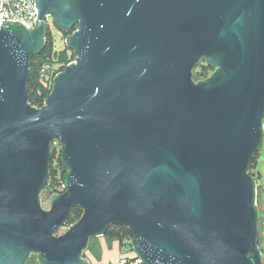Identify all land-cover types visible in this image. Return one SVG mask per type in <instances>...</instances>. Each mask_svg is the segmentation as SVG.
<instances>
[{"label":"water","instance_id":"1","mask_svg":"<svg viewBox=\"0 0 264 264\" xmlns=\"http://www.w3.org/2000/svg\"><path fill=\"white\" fill-rule=\"evenodd\" d=\"M0 24V264H90L108 224L139 264H262L255 181L264 137V0H35ZM75 54L28 103L45 15ZM215 68L194 81L202 59ZM63 144L62 190L49 179ZM80 218L56 235L70 208Z\"/></svg>","mask_w":264,"mask_h":264},{"label":"trees","instance_id":"2","mask_svg":"<svg viewBox=\"0 0 264 264\" xmlns=\"http://www.w3.org/2000/svg\"><path fill=\"white\" fill-rule=\"evenodd\" d=\"M75 29V26L72 27L69 31H60V37L64 41L65 37L72 33ZM59 31V30H58ZM75 54L72 50L68 49L67 46L63 43L60 48H55V39L51 29L50 24H46V34H45V45L37 53L33 54L30 59L29 64V76L26 81V87L28 91V103L36 108L41 107L44 104L46 95L50 92L52 79L56 73L62 71L63 67L70 61H73ZM215 68L210 64L206 59L202 58L192 70V79L196 82L201 79L207 78L210 74L214 72ZM262 124L264 125V117L262 119ZM264 141V137H263ZM262 141V143H263ZM59 148L50 144L51 148V159L49 161V179L46 183L43 190H47L50 195L53 192H59L57 186H61L62 177L68 171V168L63 164L61 160V149L63 146L61 142H58ZM259 150L254 152L252 157L249 160L247 171L256 181L257 177H260L261 174L259 171H256L258 164ZM258 187L261 185H257ZM257 187V188H258ZM256 188V189H257ZM41 193V192H40ZM264 197V194L258 189L256 192V200ZM264 199V198H263ZM83 209L79 206H74L70 208L68 216L65 220L64 225H71L76 222L81 214ZM259 222H264V216L258 214L257 225ZM258 229V228H257ZM106 241L112 242L116 241L118 246H123L124 241L127 237L132 240V234L129 229L122 225L108 224L106 227L105 233L102 235ZM97 237H91L88 241V245L85 251H89L91 254L100 255L98 248V243L94 244L93 240ZM262 236L258 231V248L261 252L264 251L261 247ZM130 248L132 247L131 241L128 242ZM85 251L83 256L85 255ZM262 264L264 259L261 255ZM25 264H39L36 256H31Z\"/></svg>","mask_w":264,"mask_h":264},{"label":"built area","instance_id":"3","mask_svg":"<svg viewBox=\"0 0 264 264\" xmlns=\"http://www.w3.org/2000/svg\"><path fill=\"white\" fill-rule=\"evenodd\" d=\"M37 8L35 0H0V24L1 20H18L23 23V26L32 28L37 18ZM50 15L46 14L44 23L50 24ZM58 139H52L50 144L59 148ZM62 147H60L61 149ZM255 181V188L258 187ZM131 241L127 237L123 246H118L120 257L111 264H139L140 258L135 254L133 248H130L128 242ZM261 247L264 249V235L262 236ZM261 252V251H260ZM264 253L261 252V255Z\"/></svg>","mask_w":264,"mask_h":264},{"label":"rangeland","instance_id":"4","mask_svg":"<svg viewBox=\"0 0 264 264\" xmlns=\"http://www.w3.org/2000/svg\"><path fill=\"white\" fill-rule=\"evenodd\" d=\"M49 22H50V19H49ZM51 25V29H52V32H53V35H54V39H55V48H60L61 45L64 43V41L62 40V38L60 37L61 35V32L58 31V29L55 28L54 25L50 24ZM256 171H259L261 176L260 177H257L256 178V183L258 185H261L259 186L257 189H256V192L258 191V189H260V191L264 194V141L259 149V158H258V164H257V167H256ZM57 189L59 191L62 190V186H57ZM40 205L43 209H49L50 207V203H49V194L47 192V190H42L41 193H40ZM264 198V197H263ZM262 197L260 199H257L255 198V203H256V207H257V211H258V214L260 216H264V199ZM67 225H63L61 227L58 228L57 232H56V235H59L61 233H63L66 229H67ZM257 228H258V231L260 232L261 236L264 235V222H259V224L257 225ZM99 237V240L100 242H104L105 246L107 248L104 249V255L101 256L100 258V255H95V254H91L88 250L86 251V255L88 257H90V261L93 262V263H97L100 261V263L102 264H106V260L110 257H114L115 255H118L119 254V257H120V252L118 250L117 247V242L116 241H112V242H107L105 238H103L102 236H98ZM97 237V238H98ZM97 238L95 240H93L94 244L97 242ZM98 243V242H97ZM100 245H98V248H99ZM101 250V248H99V251ZM262 258L264 259V253L262 254ZM118 260V259H117ZM96 261V262H95ZM264 264V263H263Z\"/></svg>","mask_w":264,"mask_h":264},{"label":"crops","instance_id":"5","mask_svg":"<svg viewBox=\"0 0 264 264\" xmlns=\"http://www.w3.org/2000/svg\"><path fill=\"white\" fill-rule=\"evenodd\" d=\"M97 242H98V245H100L99 248H101V250H100V258H101V256L104 255V249L107 248V247L105 246L104 242H100L99 237L97 238ZM116 248H118V244H117ZM85 254H86V251H85ZM88 258H89L90 264H95V263L90 261V257H88ZM118 258H119V254L115 255L114 257L108 258L105 262H106V264H111V263L115 262ZM96 264H102V263H100V261H99Z\"/></svg>","mask_w":264,"mask_h":264},{"label":"flooded vegetation","instance_id":"6","mask_svg":"<svg viewBox=\"0 0 264 264\" xmlns=\"http://www.w3.org/2000/svg\"><path fill=\"white\" fill-rule=\"evenodd\" d=\"M53 23V20H52V17L50 16V24H52ZM60 142V141H59ZM36 256V253H34V252H31L30 254H29V256H28V259L26 260V262L28 261V260H30V258H31V256ZM83 257H86V258H88V256L85 254ZM89 259V258H88ZM25 262V263H26Z\"/></svg>","mask_w":264,"mask_h":264},{"label":"clouds","instance_id":"7","mask_svg":"<svg viewBox=\"0 0 264 264\" xmlns=\"http://www.w3.org/2000/svg\"><path fill=\"white\" fill-rule=\"evenodd\" d=\"M60 141V140H59Z\"/></svg>","mask_w":264,"mask_h":264}]
</instances>
